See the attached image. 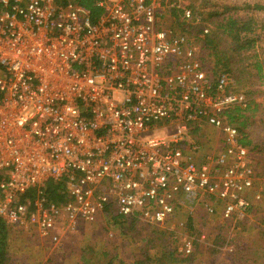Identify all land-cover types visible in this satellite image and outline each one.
I'll return each mask as SVG.
<instances>
[{"label":"built area","instance_id":"1","mask_svg":"<svg viewBox=\"0 0 264 264\" xmlns=\"http://www.w3.org/2000/svg\"><path fill=\"white\" fill-rule=\"evenodd\" d=\"M80 1L0 0V222L55 246L108 205L160 229L198 208L213 215L215 203L242 222L262 193L226 115L248 98L226 71L208 72L202 43L164 27L192 10L96 0L93 21ZM204 126L223 148L198 161L192 135ZM50 182L64 183L63 203L48 198ZM180 236L175 250L190 255L194 239Z\"/></svg>","mask_w":264,"mask_h":264},{"label":"rangeland","instance_id":"2","mask_svg":"<svg viewBox=\"0 0 264 264\" xmlns=\"http://www.w3.org/2000/svg\"><path fill=\"white\" fill-rule=\"evenodd\" d=\"M183 1L186 6H195L201 14L212 9L219 10L225 5L264 6V0ZM245 14L242 12L236 17H244ZM250 14L256 17L257 25L264 26V10H254ZM197 25L199 26L193 24L189 29L191 31L185 32L174 23L173 14L168 16L164 23L165 28H175L205 46L204 38H200V32L197 33L199 31ZM201 25L207 27L209 32L215 29L208 22ZM258 35L259 46L253 51L243 52L240 56L232 53L231 68L234 72H239L242 79L239 87L236 88L232 73H227L233 80L230 90L243 93L248 102L252 103L250 109L243 111L244 118L240 121H245L243 131L248 135L247 140L251 142L247 147L252 153L256 188L261 190V201L256 203L258 205L254 211H250L246 218L235 226L232 224L233 221L221 215V207L219 203H215L217 211L213 215L198 208L194 216L187 217L181 213L165 229L157 228L165 233L163 243L168 250L175 251L176 247H179L181 233H187L194 239L191 255H178L184 261L179 264H264V30H260ZM227 45L228 42L222 47L224 51ZM200 55L208 72L225 71L221 66L215 67L209 49L201 50ZM258 62H261V74H258L256 68ZM233 126L238 127L237 124ZM221 137L219 131L209 126H204L201 131H195L192 138L202 146L197 160L201 161L205 154H214L222 150ZM114 215H117L114 209L110 215L100 214L94 223L82 225L76 233L65 235L60 246L29 240L26 234L9 229L7 231L9 264H118L120 261L132 264L140 259V250L145 246L140 237H144L146 230L153 226L138 221L136 228L123 232L110 218ZM190 219L191 228L188 226ZM180 223L187 224L185 230L178 227ZM156 253L157 251L153 250L152 256Z\"/></svg>","mask_w":264,"mask_h":264},{"label":"trees","instance_id":"3","mask_svg":"<svg viewBox=\"0 0 264 264\" xmlns=\"http://www.w3.org/2000/svg\"><path fill=\"white\" fill-rule=\"evenodd\" d=\"M80 2L82 6H84L85 10L89 13L93 21L100 17L102 10L96 5V0H81ZM189 8L192 10V21H184L182 19V14H176L177 11H174V23L177 24L178 28L185 32H190L191 30L189 29L192 28L193 24H199V26L197 25V28L199 29L197 33L200 32L199 35L202 34L203 29L205 28L201 25L202 23L208 22L210 25H213L215 28L214 31H210L203 37L204 44L211 52L215 67L218 68L221 66L226 72L232 73L236 83V88L239 87L242 83V79L240 77V73L234 72L231 68L233 61L232 53L234 52V54L240 56L242 55L241 53L253 51L254 48L259 46L258 32L260 30H264V26L257 25V21L255 20L256 17L250 13H252L254 10H264V6L259 4H254L253 6L250 4H244L240 6L225 5L219 10L212 9L203 14H201V12L195 6H189ZM242 12L246 13L244 17H236L237 14ZM179 13H181V11H179ZM203 15L205 16L203 17ZM196 19H200L199 23H195ZM256 29L258 30L256 31ZM226 42H228L229 45L225 47L224 51V48L222 47L225 46ZM256 68L258 70V74H261V62L256 63ZM251 104V102H248L245 108L235 107L227 112L226 115V120L229 124H237L238 127L236 128L240 132L239 142L245 147L250 145L251 142L247 140L248 135L243 131L245 121H240V119L244 118L243 111L250 109ZM46 193L48 198L53 202L63 203L65 201V185L62 182L57 184L50 182L47 185ZM111 212L112 209L110 205H108V207L105 209V213L110 215ZM110 218L113 220V222H115V224L119 225L123 232L136 228V223H138V220L134 217H124L118 214ZM188 226L189 228L192 227L191 219L188 222ZM7 231V226L3 222H0V264H9V253L7 251ZM146 231L147 232L145 236L140 237L141 242L145 243V246L140 250L141 257L132 264H179L184 262L183 259L178 257L180 254H178L176 250H168L164 245L163 237L165 233L157 229V227H150ZM158 248L159 250H157ZM153 250L157 251L154 256H152ZM118 264L127 263L120 261Z\"/></svg>","mask_w":264,"mask_h":264},{"label":"crops","instance_id":"4","mask_svg":"<svg viewBox=\"0 0 264 264\" xmlns=\"http://www.w3.org/2000/svg\"><path fill=\"white\" fill-rule=\"evenodd\" d=\"M196 131H198V130H196ZM258 204H255L254 206H253V208L250 210V211H254L257 207ZM241 223V222H240ZM82 226V225H81ZM16 232V231H15ZM19 233V232H18ZM25 234V233H24ZM26 235L28 236V239L29 240H36V241H40V242H42V243H47L48 241H43V240H40V239H38L37 237H35V236H33L32 234H30V233H26ZM36 241H34V242H36ZM39 242V243H40ZM49 243V242H48Z\"/></svg>","mask_w":264,"mask_h":264}]
</instances>
